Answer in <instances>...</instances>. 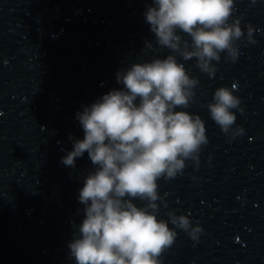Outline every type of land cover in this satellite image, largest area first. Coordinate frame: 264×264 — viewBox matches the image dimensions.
<instances>
[{"label":"clouds","instance_id":"obj_1","mask_svg":"<svg viewBox=\"0 0 264 264\" xmlns=\"http://www.w3.org/2000/svg\"><path fill=\"white\" fill-rule=\"evenodd\" d=\"M233 13L234 0H152L145 20L156 46L174 54L118 71L116 80L123 87L76 113L84 138L73 140L61 162L74 168L87 152L95 168L79 190L84 218L68 244L76 264H162L161 257L175 242V229L199 239L203 229L187 215L170 211L168 220L158 218L157 182L175 178L186 161H198L201 147L208 143L201 117L176 110L189 106L199 83L177 55L185 61L195 58L197 68L210 78L216 72L213 61L219 62L222 53L236 61L235 42L245 32L239 19H231ZM253 33L249 25V43L256 42ZM146 47L154 45L150 41ZM234 88H217L207 104L211 119L233 137L244 133L239 126L233 130L232 110L244 111ZM137 199L147 203L138 207L133 202Z\"/></svg>","mask_w":264,"mask_h":264}]
</instances>
